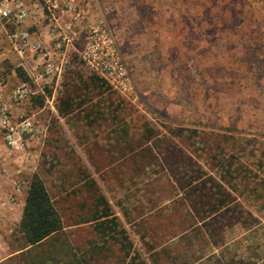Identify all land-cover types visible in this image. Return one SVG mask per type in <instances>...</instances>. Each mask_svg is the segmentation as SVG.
I'll return each instance as SVG.
<instances>
[{"label":"rangeland","instance_id":"374dc122","mask_svg":"<svg viewBox=\"0 0 264 264\" xmlns=\"http://www.w3.org/2000/svg\"><path fill=\"white\" fill-rule=\"evenodd\" d=\"M31 1L36 0H25L26 5ZM84 2L85 18L73 29L77 39L65 50L62 75L38 82L32 74H41L43 60L19 57L8 39L9 25L0 20L3 93L21 83L15 68L26 72L32 91L43 90L7 113L12 126L31 119L30 130L20 136V148H3L0 193L15 197L12 210L9 205L0 207V244L10 251L23 245L18 223L33 173L39 172L55 194L60 172L82 166L93 173L146 264H172L162 250H181L190 241L191 257L184 264H264V0ZM46 23L40 9L39 21L29 29L43 32ZM99 23L113 43L102 45L93 65L116 63L119 70L112 78L95 72L80 57ZM54 59L61 62L58 54ZM70 70L104 78L127 106L130 129L135 132V126L147 122L156 132L152 141L126 155L107 153L106 146L113 145L109 129L87 128L76 114L60 116L58 98ZM37 96L43 100L41 108L35 104ZM105 125L111 128V120ZM148 146L158 157L154 161L145 150ZM228 168L238 170L234 179L227 178ZM180 172L188 174L185 181ZM199 176L224 185L234 199L231 204L242 209L231 218L225 209L206 219L194 214L183 224L189 216L181 186ZM211 218L216 231L209 241Z\"/></svg>","mask_w":264,"mask_h":264},{"label":"trees","instance_id":"16d2710c","mask_svg":"<svg viewBox=\"0 0 264 264\" xmlns=\"http://www.w3.org/2000/svg\"><path fill=\"white\" fill-rule=\"evenodd\" d=\"M14 72L21 82L29 80L22 68H15ZM67 75L69 79L62 85L63 94L58 98V113L62 117L76 114L85 127L94 131L109 129L113 135L110 139L113 145H107L105 152L117 151L126 155V152L132 153L144 147L155 137L156 132L147 122L135 126L137 132L130 129L124 110L127 106H122L123 100L115 91H111L104 78L95 73L85 75L74 70L67 71ZM35 104L38 108L43 106L40 96H37ZM109 119L111 128L105 125ZM145 150L149 151L151 161L158 158L154 152H150L151 146ZM237 172L228 168L227 178L234 179ZM60 174L57 179L60 185L55 194L39 172L32 174L18 223V233L23 241L19 250H26L7 261L12 264H146L93 173L82 166H73L67 173ZM180 174H183L180 179L185 181L188 174ZM208 181L199 176L196 181L191 180L187 186H181L189 216L182 220L183 224H187L194 214L203 215L206 219L225 209L231 218L233 212L242 209L240 204H231L234 199L224 185L212 177ZM245 189L250 191L247 185ZM228 204L231 206L227 207ZM123 214L127 217V212ZM175 218L171 216L170 220L174 219L180 225L181 222ZM214 225L215 218H211L207 222L209 241L213 237L212 231H216ZM150 239L155 241L153 236ZM188 246L193 248L191 241L174 252L166 246L162 250L163 255L172 264H184L191 257Z\"/></svg>","mask_w":264,"mask_h":264},{"label":"built area","instance_id":"2783aa9c","mask_svg":"<svg viewBox=\"0 0 264 264\" xmlns=\"http://www.w3.org/2000/svg\"><path fill=\"white\" fill-rule=\"evenodd\" d=\"M84 0H36L34 5L42 10L43 21H46L45 31L43 28L39 30H30L29 21L31 18L32 8L26 5L24 0H0V20L9 25L10 30L8 39L15 53L23 58L27 56H36L39 60H43V67L41 74L33 72L34 82H38L43 77L58 76L63 73V62L67 61V54L65 50L71 46L77 39L75 30L76 27L80 28L85 18ZM63 18H68L69 21H63ZM47 30V31H46ZM50 37L47 36V33ZM71 33V35H68ZM46 34V36H44ZM54 36V38H53ZM46 38H51L52 42L49 46ZM86 48L81 52L80 57L86 64L94 67L95 72L112 78L116 71L119 70L117 64L113 66L104 65L102 68L95 67L93 64L96 62L94 57L100 53L102 45L111 46L113 41L107 33L106 29L101 23L92 28L90 36L86 38ZM101 41V46L98 41ZM60 55L61 62L55 61L54 56ZM93 57H91V55ZM43 92L42 89H38ZM32 90L30 85L26 82H21L11 91V101L20 102L30 98ZM10 107L6 104L0 103V129L2 136L3 148L10 145L13 149L20 148V133L30 130V123L24 120L14 126L10 124L7 119ZM32 132V131H31ZM3 149L0 146V163L3 166L5 157ZM5 169L3 168V172ZM15 193L20 192L19 186L14 189ZM2 195L0 193V204L4 206L5 203L1 202ZM8 202V201H7ZM14 202V195H11L9 203Z\"/></svg>","mask_w":264,"mask_h":264},{"label":"crops","instance_id":"0c3cea01","mask_svg":"<svg viewBox=\"0 0 264 264\" xmlns=\"http://www.w3.org/2000/svg\"><path fill=\"white\" fill-rule=\"evenodd\" d=\"M25 1V0H24ZM28 1V0H27ZM32 2V1H31ZM31 4H33V2L31 3ZM31 4H27L29 7H31L32 5ZM33 7H34V10H32L31 12H32V14H31V20H30V22H29V24L30 23H33L34 25H36V23L39 21V15H40V8L39 7H37L36 5H34L33 4ZM32 8V7H31ZM32 21V22H31ZM36 22V23H35ZM36 27H38V26H36ZM33 29H36V30H39V27L38 28H33ZM44 36H46V34L44 35ZM46 40H48V38H46ZM49 42H47V44H48ZM50 44H48V46H49ZM40 93H42V92H40L38 89L36 90V91H32V93H31V96H30V98L33 96V95H36V94H40ZM29 99H27V100H22V101H20V102H12L11 101V92L9 93V94H4L3 93V91H2V89H1V87H0V103H2V104H6V105H8V107H10V109L12 108V106H14V104L17 106V105H20V104H22V103H24V102H26V101H28ZM29 119H31V118H25V119H23V120H29ZM22 120V121H23ZM22 121H19V123H21ZM1 129H0V136H1ZM21 134V137L24 135V133H20ZM2 143V136L0 137V144ZM1 147H2V149H3V146H2V144H1ZM4 154V153H3ZM3 168H4V164H3V166L1 165V163H0V187L2 186L3 187V184H4V177H5V175H4V173H2L3 172ZM5 169V168H4ZM15 185L16 184H14V189H15ZM2 190V189H1ZM4 192H6V190H5V186H4ZM1 195H2V199H1V202L3 201V203H5L4 205H9L8 207L10 208V210H12L11 208H12V206L14 205V202L13 203H9V197H8V195H5V193H3L2 191H1ZM9 199H8V198ZM10 197H11V195H10ZM14 197H15V195H14ZM16 199V198H15ZM8 201V202H7ZM23 205H24V202H22V205H21V211H20V217H21V213H22V208H23ZM0 207L2 208V205L0 204ZM0 208V209H1ZM6 208V207H5ZM16 213H17V209H16V211H15V215H16ZM20 220V219H19ZM26 250V249H25ZM25 250H19V249H17V250H8V247L7 246H5V245H3V244H0V264H2V263H4V262H6L8 259H10V258H12V257H14V256H16V255H18L19 253H21V252H23V251H25ZM8 251H10V252H8Z\"/></svg>","mask_w":264,"mask_h":264}]
</instances>
